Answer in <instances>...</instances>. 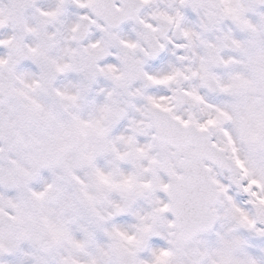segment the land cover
Wrapping results in <instances>:
<instances>
[{
    "label": "snow or ice",
    "instance_id": "obj_1",
    "mask_svg": "<svg viewBox=\"0 0 264 264\" xmlns=\"http://www.w3.org/2000/svg\"><path fill=\"white\" fill-rule=\"evenodd\" d=\"M0 264H264V0H0Z\"/></svg>",
    "mask_w": 264,
    "mask_h": 264
}]
</instances>
